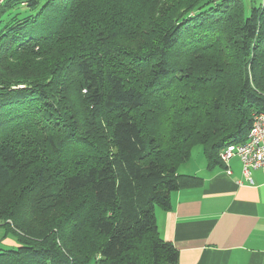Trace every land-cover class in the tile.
<instances>
[{"label": "trees", "instance_id": "obj_1", "mask_svg": "<svg viewBox=\"0 0 264 264\" xmlns=\"http://www.w3.org/2000/svg\"><path fill=\"white\" fill-rule=\"evenodd\" d=\"M37 4L0 6V187L27 167L45 219L1 199L0 264H177L154 209L200 184L177 173L194 148L225 172L264 113V0Z\"/></svg>", "mask_w": 264, "mask_h": 264}, {"label": "crops", "instance_id": "obj_2", "mask_svg": "<svg viewBox=\"0 0 264 264\" xmlns=\"http://www.w3.org/2000/svg\"><path fill=\"white\" fill-rule=\"evenodd\" d=\"M228 168L230 175L208 168L200 150L186 172L177 169L200 184L172 191L170 207L154 209L160 237L178 251L177 264H264V174L253 171L249 185L238 158Z\"/></svg>", "mask_w": 264, "mask_h": 264}, {"label": "rangeland", "instance_id": "obj_3", "mask_svg": "<svg viewBox=\"0 0 264 264\" xmlns=\"http://www.w3.org/2000/svg\"><path fill=\"white\" fill-rule=\"evenodd\" d=\"M37 1H38L37 7L32 10V12H34V13L36 11H38V9L47 0H37ZM243 2L245 5V9L247 11H249L250 7L258 5L260 3V0H253V1L243 0ZM25 10H26L25 8H22L21 6H17L15 9L8 10L3 15L2 19L4 21L5 18H7L9 16H13L16 12H23ZM72 98L74 100H77V98H78V92H77L76 88L73 89ZM199 152H200L199 147L194 148L192 151V155L190 157L191 162H189L188 164H183L182 166H180L178 171L184 173V172H186L185 170L187 169L188 165L196 163V159H198ZM29 176H30V173H29L27 167L25 169L24 168L19 169L18 173H16V175L13 176V178L11 179V181L8 184L0 187V205H2L1 199H2L3 203L5 201L10 200V199H12V200L14 199L13 200L14 206L12 207V210L14 212V219L18 223L23 224L24 226H28L31 224L32 227H41L42 226V224H41L42 219H45V218H42V217H41L42 219L39 218L40 214L38 213V210L41 209V206L39 205L37 198H35L37 187H36L34 182H30ZM52 180H53L52 183H55L54 182L55 179H52ZM50 181L51 180L49 178V180L45 181L43 186L46 185L47 183H49ZM55 186H56V184H55ZM23 187L25 189L24 191L27 192V195H26V193H24V195H26V196H24L21 204L19 206H17L16 201H17V199L21 198L19 193L21 192V189ZM44 189H46V188H44ZM52 189H53V187H48L49 191H51ZM21 195H23V192L21 193ZM63 200L64 199L61 198L58 202L57 201L55 202L57 204L54 205V207H53L54 208L53 214L62 209ZM4 206H7V205H3L1 207H4ZM16 206H17V208H16ZM39 206H40V208H39ZM50 216L51 215H48L47 218H49ZM7 221H10V220H7ZM51 226H52V229L54 230L55 224H51ZM1 231L2 230L0 229V247L1 248H14L15 243L13 242L14 240H12L13 238L9 237L7 240H1L2 239Z\"/></svg>", "mask_w": 264, "mask_h": 264}, {"label": "built area", "instance_id": "obj_4", "mask_svg": "<svg viewBox=\"0 0 264 264\" xmlns=\"http://www.w3.org/2000/svg\"><path fill=\"white\" fill-rule=\"evenodd\" d=\"M3 3L4 0H0V6ZM219 157L226 166V175L231 174L228 162L232 158H238L241 164L242 177L249 185L253 184V171L260 169L264 174V113L253 115L251 127L244 142L226 146Z\"/></svg>", "mask_w": 264, "mask_h": 264}]
</instances>
